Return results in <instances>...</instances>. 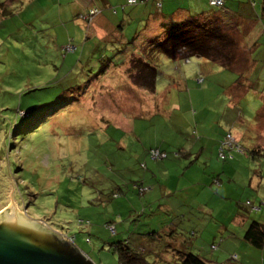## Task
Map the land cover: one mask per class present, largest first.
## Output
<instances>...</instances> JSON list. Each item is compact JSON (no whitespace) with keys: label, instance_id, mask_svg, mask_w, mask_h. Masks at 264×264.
I'll return each mask as SVG.
<instances>
[{"label":"rangeland","instance_id":"1","mask_svg":"<svg viewBox=\"0 0 264 264\" xmlns=\"http://www.w3.org/2000/svg\"><path fill=\"white\" fill-rule=\"evenodd\" d=\"M0 2H4L0 5V211L13 199L30 220L43 221L62 237L73 236L75 246L96 264H120L119 253L111 249V242L120 239H126L149 262L157 264H177L176 249L199 253L192 241L193 231L200 238L197 244L210 246L212 242L206 241L216 223L200 221L204 218L200 214L187 211L176 216L161 206L152 207V198L143 196L135 184L144 173H152L142 144L131 142L126 147L114 134L116 131L108 127L107 117L119 106H133L131 102L136 101L129 87V82L135 83L129 70L130 80L121 87L109 81L105 86L103 73L97 75L110 61L123 62L126 55L118 51L122 49L120 45L108 49V42L86 41L92 19L84 18L85 13L75 17V3H68L69 0ZM147 3L140 2L135 8ZM131 7L124 13L128 14ZM4 9L9 13H1ZM132 27L135 29L136 25ZM247 28V35L261 37V45L253 55L264 60V33L251 25ZM134 29L129 40L134 38ZM236 34L239 52L235 63L246 66L247 71L251 58L240 32ZM70 45L77 46L76 51L68 50ZM189 59L197 62L201 58ZM183 60L175 63V71L170 74L179 76L184 72L178 66L179 62L186 64ZM205 61L209 60L202 58ZM156 64L159 75L162 71L167 73V67ZM263 67L259 65L254 73L259 77V89L264 85ZM209 81L216 78H208L205 83ZM121 92L129 96L128 100L121 99ZM223 94H215L217 98L212 99L223 102ZM260 103L257 98H250L237 108L239 118L246 115L255 133L260 129L264 110ZM19 108L50 116L37 130L26 131L25 120L17 117ZM111 122L113 127L114 121ZM263 131L261 126L259 132ZM115 189L117 197L112 194ZM254 201L259 204L262 199ZM258 211L264 212V207ZM173 223L176 231L170 232ZM108 224L116 228L115 234ZM243 247L252 252L242 250ZM242 248L234 253L239 256L237 264H243L241 259L245 264H261L264 255L256 260L258 249L245 244ZM234 254L222 248V258Z\"/></svg>","mask_w":264,"mask_h":264},{"label":"crops","instance_id":"2","mask_svg":"<svg viewBox=\"0 0 264 264\" xmlns=\"http://www.w3.org/2000/svg\"><path fill=\"white\" fill-rule=\"evenodd\" d=\"M68 3H75V17L87 14L93 7L101 9L88 24L86 41L96 39L98 42H108V49L124 44L129 54L142 53L144 41L161 35L162 22L193 14L206 16L214 12L208 0H163L161 11L154 1H148L142 8L127 5V0H69ZM128 6L132 7L125 14ZM225 10L231 14L232 20L245 23L246 29L247 25H251L264 33V0H225ZM170 13L172 15L168 16ZM132 25H136L138 31ZM133 29L135 42H130L127 47ZM260 39V36L256 38L255 34H248L242 42L251 58L247 71L246 66L244 68L238 64L233 70L219 68L210 61L202 62L201 58L197 62L190 59L185 60L186 64L179 62L178 66L184 72L174 76L170 72L175 71L173 66L179 60L161 56L157 61L168 70L157 77L155 92H147L136 83L129 82V87L134 91L133 98L136 99L131 102L134 105L119 106L113 115L107 117L108 127L116 131L114 134L119 136L121 144L124 142L126 147L131 142L142 144L152 173L150 176L144 173L139 183L135 184L148 187L143 196L152 198V207L161 206L176 216L188 211L187 214L203 215L202 222L213 220L216 223V229L206 242H212L211 245L219 242L218 251L204 242L197 244L200 238L196 231H193L195 238L192 239L199 248L198 252L206 254L212 264H237L240 262L239 256L237 260L222 258V248L231 254L238 252L243 244L258 249L255 252L256 260L264 255V245L257 248L245 239V231L252 220L264 223V212L251 211L246 205L247 200L255 202L261 198L264 201V133L259 132L261 126L264 128V110L261 112L260 129L255 133L253 124L246 115H242L243 111L239 118L237 109L250 98H257L261 106L264 105V85L259 89V77L254 76L256 68L264 66V60L253 55V51L261 45ZM128 63L129 58L124 64L111 67V75L105 77L104 85L108 86L109 82H114L112 85L118 87L126 84L130 80ZM199 74L204 77L202 83H199ZM208 78H216V81L205 83ZM159 85L161 89H158ZM217 88L220 89L219 93H216ZM215 94H223L224 101L215 102L212 99L217 98ZM122 96L121 99L128 100L129 96L124 93ZM111 120L114 121L113 127ZM229 131L249 153H237L233 159L223 161L218 157V145ZM154 146L175 151L176 154L164 161L151 160L147 151ZM255 149H259L260 156H254L252 151ZM218 177L219 183L215 181ZM147 182L152 185H147ZM174 226L175 223L170 231H176ZM245 247L242 250L251 251ZM241 262L245 264L242 259ZM261 264H264V257Z\"/></svg>","mask_w":264,"mask_h":264},{"label":"trees","instance_id":"3","mask_svg":"<svg viewBox=\"0 0 264 264\" xmlns=\"http://www.w3.org/2000/svg\"><path fill=\"white\" fill-rule=\"evenodd\" d=\"M148 1H154L156 7L160 11L162 10L163 0H136L135 2H130L129 0H127L126 4L136 5L140 2H148ZM208 2L209 5L211 6V10L214 11L213 13H210L206 16H204L203 14H193L178 20L173 19L167 22H162L161 27L163 33L161 35L154 36L144 41L142 46V53L136 52L135 54L134 53L129 54L125 50L126 46L124 44H121L120 47L122 49L118 51L119 52L123 51L125 53L124 55H126V58L123 60V62L113 63L112 60L109 63H107L105 66L103 65L101 71H99L97 75L103 73L104 77H109L111 75L109 71L111 67H115V65L119 66L121 64H124L129 58V63L131 65L129 68V72L132 73L131 74L132 80L139 87L145 89L147 92L154 93L157 85V77H159L156 63H158L157 59H160L161 56H166L171 60H182V59L189 60L190 57L205 58L219 68L232 69V70L235 69L236 67L235 62L238 60L237 55L239 52L238 38L236 33L239 31V29L241 30L240 34L243 42L247 35L245 33V31L247 30L246 24L243 22L240 23L237 20L234 21L230 18L232 17L230 16L231 14L225 10V0L221 6L211 4L209 0ZM3 4L4 2H0V5L3 6ZM93 8L98 9V12L95 15H97L101 11V9L98 7H93ZM91 9H89V12ZM5 12H7L6 9H4L1 13L4 14ZM87 14H85L83 17L86 18L85 16ZM171 15L172 13H170L168 16ZM236 26H238V29ZM248 27H250V25ZM130 42L131 43L135 42V38L129 40V42L127 43V47L129 46ZM200 78H202V80L199 81V83H202L204 77L199 76L198 80ZM47 109H49V107H47ZM52 111L53 110H50L49 113L51 114ZM17 113H18L17 117L25 120L24 126L26 127H24V129L26 131H32L34 129L37 130L40 124L46 121L47 118L50 116L47 113L41 114L37 110H35L36 113L35 115V113H31L30 111H24L23 108H19L17 110ZM25 113L27 114L26 116H24ZM223 139H221L220 142ZM239 144L243 147V151H236L227 148L224 151L227 157L221 158L219 156V152H220L219 148L221 144L219 143L218 145L219 159L223 161H228L233 159L237 153L248 154L249 151L246 150L245 146L240 142ZM154 150H158L162 155L161 156L159 155L158 157L153 156ZM147 153L148 156L151 157L154 161H164L167 160L171 155L176 154L175 151L161 149L157 146L149 148ZM252 153L254 154V156L261 155L259 149L253 150ZM229 155H232V157H230ZM215 181L219 183L220 178L218 177ZM137 182L139 181H136V183ZM144 187L145 186H140V187L138 186L140 193H142L143 195L144 192L148 190V187L145 188ZM112 194L114 197H117L119 195L117 189L113 190ZM246 205L249 210L258 211L264 207V201L262 200L261 204H257L255 202H252L251 200H247ZM107 227L111 230L113 234H115L116 232L115 227L111 226L110 224H108ZM66 237L63 238V241L65 242L70 241L69 243H71L77 250H79L74 245L75 238L73 236H66ZM245 239L254 247L257 248L263 247L264 223L259 220H252L245 231ZM218 243L217 241L213 242V244L211 245L212 249H217ZM111 249L119 253L120 264H157L156 262H152V263L149 262L147 258L143 255L141 250L136 246L131 245L126 239H120L111 242ZM176 251L178 253L177 259L179 261L177 264H212L210 261L211 259L208 260L209 257L206 254L199 255V253L197 252L195 253V251L193 252L190 250L185 251V250L176 249ZM229 259L237 260L238 255L234 254Z\"/></svg>","mask_w":264,"mask_h":264},{"label":"water","instance_id":"4","mask_svg":"<svg viewBox=\"0 0 264 264\" xmlns=\"http://www.w3.org/2000/svg\"><path fill=\"white\" fill-rule=\"evenodd\" d=\"M69 242L43 221L30 220L13 199L0 211V264H96Z\"/></svg>","mask_w":264,"mask_h":264},{"label":"built area","instance_id":"5","mask_svg":"<svg viewBox=\"0 0 264 264\" xmlns=\"http://www.w3.org/2000/svg\"><path fill=\"white\" fill-rule=\"evenodd\" d=\"M130 2H135L136 0H129ZM211 4L217 5V6H221L224 2V0H209ZM98 12L97 8H92L89 12V15L85 16L86 18H89L90 20L93 19L94 15ZM70 51H73L76 49V46H69L67 48ZM202 78L199 79V81H201ZM220 152H219V156L221 158H225L227 157V155L225 154V149H232V150H236V151H243V147L239 144V142L237 141V139L233 136V134L231 132H228L224 139L220 142ZM153 156L158 157L159 155L161 156L162 154H160V152L158 150H154L153 152ZM164 155V154H163ZM230 157H232V155H229Z\"/></svg>","mask_w":264,"mask_h":264},{"label":"bare ground","instance_id":"6","mask_svg":"<svg viewBox=\"0 0 264 264\" xmlns=\"http://www.w3.org/2000/svg\"><path fill=\"white\" fill-rule=\"evenodd\" d=\"M89 15V13L87 14V16Z\"/></svg>","mask_w":264,"mask_h":264},{"label":"clouds","instance_id":"7","mask_svg":"<svg viewBox=\"0 0 264 264\" xmlns=\"http://www.w3.org/2000/svg\"><path fill=\"white\" fill-rule=\"evenodd\" d=\"M63 238H65V237H63Z\"/></svg>","mask_w":264,"mask_h":264}]
</instances>
